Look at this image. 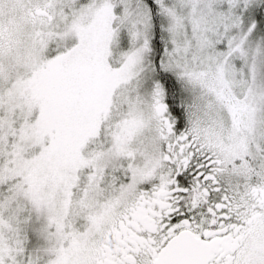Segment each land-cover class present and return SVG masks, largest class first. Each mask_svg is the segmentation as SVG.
<instances>
[{"label":"snow or ice","instance_id":"1","mask_svg":"<svg viewBox=\"0 0 264 264\" xmlns=\"http://www.w3.org/2000/svg\"><path fill=\"white\" fill-rule=\"evenodd\" d=\"M0 264H264V0H0Z\"/></svg>","mask_w":264,"mask_h":264}]
</instances>
